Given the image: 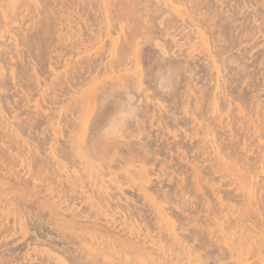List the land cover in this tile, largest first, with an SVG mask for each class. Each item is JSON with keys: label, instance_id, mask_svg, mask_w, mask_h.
<instances>
[{"label": "rangeland", "instance_id": "1", "mask_svg": "<svg viewBox=\"0 0 264 264\" xmlns=\"http://www.w3.org/2000/svg\"><path fill=\"white\" fill-rule=\"evenodd\" d=\"M0 183V264H264V0H0Z\"/></svg>", "mask_w": 264, "mask_h": 264}, {"label": "bare ground", "instance_id": "2", "mask_svg": "<svg viewBox=\"0 0 264 264\" xmlns=\"http://www.w3.org/2000/svg\"><path fill=\"white\" fill-rule=\"evenodd\" d=\"M48 1V0H47ZM37 2V1H36ZM104 4H105V2H103ZM46 6V5H45ZM58 21V20H57ZM248 31H251V30H248ZM250 33V32H249ZM251 34V33H250ZM244 36V35H243ZM14 42H16V41H14ZM239 43V42H238ZM240 44V43H239ZM56 49V48H55ZM37 98V97H36ZM51 140V139H50ZM27 141V140H26ZM7 142V141H6ZM10 151H11V149H10ZM210 155V154H209ZM232 171V170H231ZM242 174V173H241ZM236 176V175H235ZM47 179V178H46ZM31 180V179H30ZM2 182V181H1ZM8 183V182H7ZM0 185H1V183H0ZM36 192V191H35ZM1 195V194H0ZM65 219V218H64ZM72 224V223H71ZM240 228V227H239ZM236 231V230H235ZM240 232V231H239ZM236 233V232H235ZM233 236V235H232ZM236 237V236H235ZM244 237H245V235H244ZM237 238V237H236ZM117 239V238H116ZM241 239V238H240ZM122 241V240H121ZM123 242V241H122ZM227 242V241H226ZM234 244V243H233ZM237 245V244H236ZM117 252V251H116ZM124 253V252H123ZM124 255H126L125 253H124ZM138 255V254H137ZM103 258V257H102ZM127 258V257H126ZM109 261V260H108ZM121 261V260H120ZM155 264V263H154Z\"/></svg>", "mask_w": 264, "mask_h": 264}]
</instances>
